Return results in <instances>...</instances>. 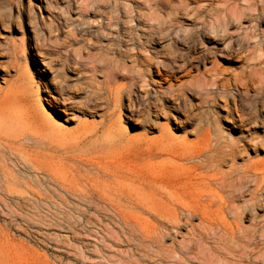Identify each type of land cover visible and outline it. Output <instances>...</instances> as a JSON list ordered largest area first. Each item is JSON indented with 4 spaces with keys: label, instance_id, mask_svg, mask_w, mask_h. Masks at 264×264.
I'll return each mask as SVG.
<instances>
[{
    "label": "bare ground",
    "instance_id": "obj_1",
    "mask_svg": "<svg viewBox=\"0 0 264 264\" xmlns=\"http://www.w3.org/2000/svg\"><path fill=\"white\" fill-rule=\"evenodd\" d=\"M35 1H40L36 8L43 10L48 20L56 18L68 30L74 26V18L66 17L64 0ZM256 1L144 0V5L138 9L135 16L151 30V36L166 38L169 42L179 44L175 51L164 55H170L172 63L179 62L183 66L180 67V72L184 76L189 74V69L202 61L210 64L209 59L213 55L224 57L237 55L241 48L234 44L233 39L236 37L232 33L241 31L247 37L248 32L252 31V25L249 26L253 20L252 13L256 11L258 4L261 6L264 4V0ZM5 2L7 9L0 7V31L11 24L21 37H24V32H20L19 17L21 15L27 17L28 31L32 32L28 52L37 56L35 60L44 67L38 71L44 76L43 79L38 78L34 82L33 72L23 66L22 59L19 58L21 52H25L24 47L20 49L14 40L3 37L0 32V174L3 177L0 186L12 193L14 187L21 184L17 176L7 169L4 164L6 159L35 152L47 155L48 152L45 151L62 148L67 155L66 158L70 159L71 163H78L76 168L86 178L88 181L86 182L90 183L80 198L85 202L110 208L132 238L141 237L142 243H147L145 246L147 254L144 257L150 264H188V260L191 259L209 264L206 262L211 255V249L207 247L209 239L218 249L224 247L231 250L242 245L257 250L256 257L264 263V156H260V151L264 152V119L253 120L244 114V111L232 117V126L239 133L238 139L222 136L220 132L216 134L217 131L214 133L212 129L214 136L211 140L210 127L199 124L192 125L189 131H184L185 128L182 130V127L189 116L179 112L182 103L180 105L176 98L178 92L175 93L176 90L171 92L173 89L170 91V87L167 89L154 87L155 91L151 95L147 90L143 91L145 85L149 87L147 85L150 79L146 80L143 75L136 78L141 74L137 75L134 72L135 77L130 79L128 77L130 90L133 91L132 88L137 87L136 90L141 93L142 98L133 92L135 102L132 101L134 99L127 100V107L130 110L126 124L130 127H141L144 132L125 134L127 127L123 124L121 113L122 90L125 86L111 84L113 81L110 82V78L116 76L115 72L104 75L103 83L90 82L88 91L99 102L103 100L99 92L101 89L105 90L107 104L118 110V113L112 108L107 114L104 108H100L101 112L94 110L93 112L89 110L86 99L76 101L73 96L85 90V87L78 83L68 86L69 93L74 94L73 96L55 97L48 91V84L58 88L66 84L63 79L54 76L55 67L44 59L39 50L37 30L32 21H37L38 24L41 22L36 17L30 18L33 11L30 5L32 0ZM102 2L79 0L73 12L75 18L81 17L84 11L98 12ZM240 3H244L245 6H241ZM218 5L223 8H218ZM244 10L249 15H246ZM96 16L94 22L99 24L101 30L107 31L108 35L111 34V28L108 27H111L112 17L102 14ZM131 20L135 21L134 18ZM103 22L106 23V28ZM85 24L79 23V26ZM247 25L248 28H244ZM98 38L106 41L104 33H99ZM2 52L6 54L5 56L3 53L6 57L4 59ZM73 70L74 77L78 78V70L76 68ZM91 70L96 72V66L92 65ZM48 74L51 78L46 76ZM218 74L212 75L213 79L210 81L192 77L189 82H182L183 84L178 87L183 92L198 96L207 91L200 90L199 86L208 85L207 87L212 88L208 90L210 94L215 95L214 93L218 92L213 101L222 100L228 82L227 80L225 82V79L216 80V77L220 78ZM247 84L245 81L243 89H246ZM40 92L43 93L42 96ZM167 96L170 97L166 104L164 100ZM204 100L208 103L206 99ZM143 104L146 110L142 107ZM140 108L142 110L144 108L145 116L138 124L139 120L134 118L133 113L138 112ZM105 117H108V121L102 126L101 122H98L99 127H92L90 124L82 127L84 123H90L89 118H99L104 122ZM63 123L67 125L73 123L75 128L68 130ZM256 127L262 129L263 135L255 133ZM178 131L184 135L181 140H178L179 137L175 134ZM78 133L82 135L81 139L78 137L79 141L76 144L77 140L74 142L72 140L71 143H74L72 145L66 142L71 140V134ZM188 133L195 137L193 142L186 137ZM202 138L206 140L201 141ZM86 151L93 162H78L76 161L78 158L72 157ZM129 159L137 165L127 166ZM140 216L147 219L144 234L138 223ZM194 220L198 221L197 226L193 224ZM244 222L248 223V226H242ZM178 238L182 240L178 241ZM166 241H170V246L166 245Z\"/></svg>",
    "mask_w": 264,
    "mask_h": 264
},
{
    "label": "rangeland",
    "instance_id": "obj_2",
    "mask_svg": "<svg viewBox=\"0 0 264 264\" xmlns=\"http://www.w3.org/2000/svg\"><path fill=\"white\" fill-rule=\"evenodd\" d=\"M54 1L59 2L60 0ZM102 1L100 10H97L98 12L84 11L81 17L77 16L75 18L73 12L79 0H64L66 17L74 18L73 22L75 23L69 30L58 19H47V14L36 8L40 1L32 0L30 4L33 6H31L33 11L30 18L34 19L36 17L41 22L38 24L37 21H32V25L37 30L39 50L42 52L44 59L55 67L56 70L54 69V71L56 73L53 71L54 76L57 79H63L64 84H66L61 87L63 90L48 84V91L55 97L73 96L74 94L69 93L68 86L78 83L80 86L85 87V90L81 94L74 95V99L76 101L86 99L89 110L101 112L100 108H104L103 110L107 114L111 111V108L112 110L114 108L107 104L105 90L101 89L99 92V96H102L101 99L103 98L99 101L100 103L95 100L94 95L91 96L92 93H89L88 90H90L89 85L92 82L96 84L97 82L103 83L106 75L115 72L116 76L110 78V82L113 81L111 84L123 85L126 88L121 89L123 91L121 98L122 120L124 126L127 127L125 134H141L144 132L141 127H130L126 124L130 110L127 107V100L134 99L132 101L135 102V97L132 96L133 92L134 95L138 93V97L142 96L140 92H137V87L136 89L132 88L133 91H131L129 86L130 77H135V74L138 75L139 73L141 75L136 78L143 75L146 80L150 79L147 85L149 87L145 85L146 88L144 87L143 91L147 90L151 95L155 91H153L154 87H161V89L170 87V91L173 89L171 92L175 90V93L178 92L176 98H178L180 105L182 103L179 112L189 116L183 124L182 130L185 128L184 131H189L192 125L199 124L210 127L211 140L216 131V134L220 132L222 136L238 139L239 133L232 126V117H236V114L244 111V114L253 120L254 118L258 121L264 119V4L262 6L258 4L256 11L252 13L254 17L252 16L253 20L249 26L252 25L253 29L248 32L247 37L241 31L232 33L236 37L233 39L234 44L241 48L237 55L233 57L213 55L209 59L210 64L202 61L197 66L189 69V74L182 76L183 73L180 72V69L183 66L179 62L172 63L173 59L170 55H164L175 51L179 48V44L169 42L166 38L161 39L160 37L151 36V30L137 19L136 13L144 5V0ZM4 3L6 4L5 0H0L1 8L5 7ZM240 5L243 6L244 3H240ZM220 6L218 5V8H223ZM5 8L7 9V6ZM244 11L246 15H249L246 10ZM97 14L112 17L111 27H108L111 28V34L108 35L107 31L101 30L99 24L94 22ZM131 18H134L136 22L132 21ZM164 20L166 21L165 18ZM19 21L21 23L20 32H24V37H21V34L11 24L0 32L3 37L14 40L20 46V49L24 47L25 52H21L19 58L22 59L23 66L25 65L29 71L33 72L32 77L35 82L38 78L43 79L44 75L38 70L44 67L35 60L37 56L30 55L28 52L32 32L28 31L27 17L21 15ZM79 23L86 24L79 26ZM103 24L105 27L106 23L103 22ZM244 28H248V25ZM99 33L105 34L106 41L98 38ZM252 35H256V37H252ZM3 53L5 54V52H2L4 59L6 54L4 56ZM250 53H252L251 56ZM92 65L96 66V72L91 70ZM73 68L78 70V78L74 77L75 71ZM212 70L216 72H212ZM134 72L136 73L134 74ZM216 73L220 74V78L216 77V80L225 79V82L226 80L228 82L222 100L216 99L215 102L213 101V97H216L215 95L218 92H215V95L210 94L208 85L201 86L199 84L201 88L198 86L200 90L205 89L204 92L207 89L210 96L207 95V91L205 94L209 98L203 92V95L201 93L202 97H199L200 94L192 96L189 92H183L179 88V85L189 82L192 77L194 79L199 78L201 81H210L213 79L212 75ZM46 76L49 78L50 74ZM237 78L239 82L235 80ZM245 81L248 84L246 89H243ZM242 91H245V93ZM40 95L42 96L43 93L40 92ZM169 97L167 96V99L164 100L166 104L169 102ZM204 99L208 103H205ZM144 106L143 104L142 107ZM144 108L146 110V107ZM144 108L143 110L140 108V111L137 110L138 112L133 113L134 118L136 117L139 120L137 121L138 124L145 116ZM113 111L118 113V110L114 109ZM174 115L177 116L175 113ZM199 117L202 119H199ZM107 118L105 117L104 122L99 118H89L88 122L90 123H84L82 127L85 128L89 124L90 126L93 125L92 127H99L98 122H101L100 126H102L107 123ZM63 124L68 130L75 128L73 123L70 125ZM254 131L259 136L263 135L262 129L259 127H256ZM81 133L71 134V140L67 137L70 141L66 142L72 145L74 143H71V141L77 140L75 141L76 144L79 141L78 137L81 139ZM175 134L179 137L178 140H181L184 136L181 131L175 132ZM186 137L191 142L195 140V137L189 133ZM205 140L202 138L201 141ZM28 143L24 142V144ZM30 145L32 146V144ZM45 152H48V154L35 152L4 161L7 169L17 176L21 184L14 187L12 193L4 189L2 185L0 186V264H150L148 259L144 257L147 254V247H145L147 243H142L143 239L141 237L132 238L127 230L122 227V224L119 223L110 208H103L95 203L85 202L80 198V195L84 193V189L90 183H87L86 178L79 173L76 168L78 163H71V160L66 158L67 155L62 148ZM260 156H264V152L260 151ZM72 157L78 158L76 159L78 162H93L87 151ZM133 162L132 159H129L126 165L136 166L137 163ZM79 169L83 170L84 168ZM2 182L3 177L0 174V183ZM139 219L138 223L144 234L146 232L144 230L147 229V219L145 216H140ZM193 224L197 226L198 221L194 220ZM242 226H248V223L244 222ZM180 240L182 239L178 238V241ZM208 242L210 244L208 243L207 247L211 249V255L205 261L209 264H264L260 258L256 257L257 250H252V248L240 245L237 248H231V250L224 247L218 249L214 243L212 244V240L209 239ZM170 244V241H166L167 246H170ZM187 263L204 264L202 261L192 259L188 260Z\"/></svg>",
    "mask_w": 264,
    "mask_h": 264
}]
</instances>
